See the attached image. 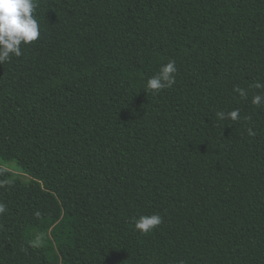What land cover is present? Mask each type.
I'll return each mask as SVG.
<instances>
[{
    "label": "trees",
    "instance_id": "16d2710c",
    "mask_svg": "<svg viewBox=\"0 0 264 264\" xmlns=\"http://www.w3.org/2000/svg\"><path fill=\"white\" fill-rule=\"evenodd\" d=\"M36 2L0 64V162L29 177L0 164V264H264V0Z\"/></svg>",
    "mask_w": 264,
    "mask_h": 264
},
{
    "label": "clouds",
    "instance_id": "9594fccd",
    "mask_svg": "<svg viewBox=\"0 0 264 264\" xmlns=\"http://www.w3.org/2000/svg\"><path fill=\"white\" fill-rule=\"evenodd\" d=\"M37 7L36 0H0V64L8 62L13 56L22 55L21 45L30 44L40 36V25L34 16ZM177 71L174 60H169L163 64L160 71L146 81V87L158 93L161 90L171 87L176 82L175 73ZM260 87V85H257ZM235 92L244 96L245 93L240 88H235ZM264 97L256 95L252 98V103L259 106ZM220 119L237 120L238 110H232L225 114L218 112ZM249 134H254L251 129ZM7 211V206L0 202V215ZM163 222L159 214L141 215L134 218V229L141 234H147L157 228Z\"/></svg>",
    "mask_w": 264,
    "mask_h": 264
},
{
    "label": "rangeland",
    "instance_id": "374dc122",
    "mask_svg": "<svg viewBox=\"0 0 264 264\" xmlns=\"http://www.w3.org/2000/svg\"><path fill=\"white\" fill-rule=\"evenodd\" d=\"M0 164L2 167L7 168L8 170L12 171L16 175H20L23 181H29V177L22 174V172H20L19 167L16 164V162H11L9 164H3L2 162H0Z\"/></svg>",
    "mask_w": 264,
    "mask_h": 264
}]
</instances>
